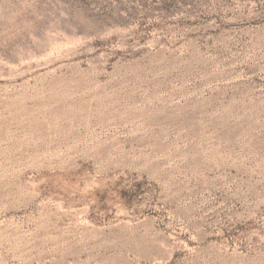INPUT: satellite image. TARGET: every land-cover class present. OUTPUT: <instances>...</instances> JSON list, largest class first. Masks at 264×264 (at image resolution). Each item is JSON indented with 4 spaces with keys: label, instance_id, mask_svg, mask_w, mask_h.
<instances>
[{
    "label": "rangeland",
    "instance_id": "obj_1",
    "mask_svg": "<svg viewBox=\"0 0 264 264\" xmlns=\"http://www.w3.org/2000/svg\"><path fill=\"white\" fill-rule=\"evenodd\" d=\"M0 264H264V0H0Z\"/></svg>",
    "mask_w": 264,
    "mask_h": 264
}]
</instances>
